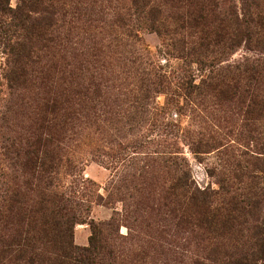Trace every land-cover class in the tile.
<instances>
[{"label":"rangeland","instance_id":"1","mask_svg":"<svg viewBox=\"0 0 264 264\" xmlns=\"http://www.w3.org/2000/svg\"><path fill=\"white\" fill-rule=\"evenodd\" d=\"M0 1L45 23L27 38L0 12V264L46 248L52 193L71 199L73 243L93 234L102 264L251 246L264 229V30L232 18L264 16V0ZM200 190L222 206L215 226ZM231 195L260 209L230 211Z\"/></svg>","mask_w":264,"mask_h":264},{"label":"trees","instance_id":"2","mask_svg":"<svg viewBox=\"0 0 264 264\" xmlns=\"http://www.w3.org/2000/svg\"><path fill=\"white\" fill-rule=\"evenodd\" d=\"M133 2L137 5L140 0H134ZM247 7L240 19L237 14L234 13L233 15L232 24L237 29V32H240V28L249 29L246 27L247 24H257L260 31L264 30V16L261 13L250 12V7ZM153 11L154 8L151 7L148 13L152 15ZM0 12L3 15L8 14L13 19L12 21L10 20L11 24L13 23V25L22 30L27 38H31L32 34L40 36V27L45 23H42L43 20H38L32 16L35 8L31 3L24 7L19 6L13 10L9 9L8 3L6 5L0 4ZM151 22L153 23V21ZM233 36L236 37L238 34L234 33ZM213 194L200 190L199 194L194 193L192 195L193 202L200 206L201 215L204 217L203 223L206 226H211V224L215 226V220L222 209L220 204L213 205ZM50 195L51 204L54 205L50 212V219L41 224V226L47 227L46 229L44 226L41 227L46 235L47 246L42 252L32 250V257L26 264H102V254L106 250L101 243L95 240L93 234L90 236L87 246L79 247L73 243L71 232L75 218L69 212L70 208L68 206L72 202L71 199L65 195L53 193ZM252 197L244 199V201L239 200L234 195L229 196L227 199H222L226 200L225 203L228 210L245 211L249 214L252 210L258 211L260 209L258 208L259 198L257 196ZM214 226V230H218ZM249 233L250 238L254 239L251 246L234 247V250L223 260L205 257L203 259H193L192 264H264V229L255 227L250 229ZM219 250L217 247H212L209 252L217 254L220 252Z\"/></svg>","mask_w":264,"mask_h":264}]
</instances>
